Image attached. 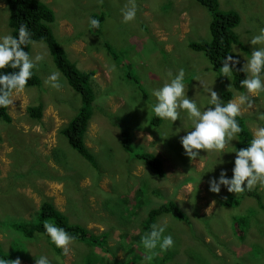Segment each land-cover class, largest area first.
Returning <instances> with one entry per match:
<instances>
[{"label": "rangeland", "instance_id": "obj_1", "mask_svg": "<svg viewBox=\"0 0 264 264\" xmlns=\"http://www.w3.org/2000/svg\"><path fill=\"white\" fill-rule=\"evenodd\" d=\"M41 1L55 12L49 26L68 58L81 71L94 72L96 94L85 141L100 165L91 166L63 135L82 100L57 68L47 43L33 40L30 57H43L33 69L40 84L13 95L8 108L12 122L0 119V245L14 264H35L41 255L50 264H264V186L253 188L259 200L223 186L219 193L209 191V179L219 177L222 169L232 176L240 136L226 143L223 154L200 150L192 159L180 143L184 129L191 128L185 113L172 123L157 120L152 111L153 89L180 69L185 91L198 105L206 106L208 89L229 101L223 93L232 88V74L223 76L203 51L188 46L213 38L212 13L196 0H134L136 19L123 23L121 9L128 0ZM219 2L222 10L241 17L235 28L241 43L235 50L244 64L258 47L250 39L264 28V0ZM90 17L100 20V28L90 29ZM9 21L8 4L0 0V34L12 35ZM52 72L60 73L58 88L48 81ZM257 98L261 101L264 93ZM255 102L251 108L242 106L243 116L253 117L248 123L252 132L264 124ZM38 103L44 105L43 116L33 120L27 109ZM123 132L135 152H153L162 159L164 176L124 149ZM231 198L238 201L225 204ZM45 199L54 201L72 224L88 227L95 239L74 238L65 254L45 232L32 238L19 233L12 223L35 219ZM171 200L188 214L187 222L152 213ZM165 223L164 235H172L174 246L148 252L143 237L153 225Z\"/></svg>", "mask_w": 264, "mask_h": 264}, {"label": "clouds", "instance_id": "obj_2", "mask_svg": "<svg viewBox=\"0 0 264 264\" xmlns=\"http://www.w3.org/2000/svg\"><path fill=\"white\" fill-rule=\"evenodd\" d=\"M136 15L137 8L134 0H128V3L121 9L122 22H131L136 19ZM88 23L90 29H98L101 24L100 20L93 17L89 18ZM30 42L31 33L25 25L20 26L16 36L10 33L0 34V69H15L11 72L0 71V108H8L13 104V95L26 89L33 75V69L36 67L35 61L43 58L36 56L34 61L25 51V47ZM249 42L252 46L258 47L252 48L250 57L246 59L241 68L237 69L245 74L240 85L246 91L245 93L238 91L231 82L232 88L228 90L233 91L234 96L236 91L241 93L233 100L231 98L234 96L225 100H229L228 102H224L216 91L208 89L206 106L198 105L197 101L189 97L185 91L183 69L175 75L169 73V81L153 89L152 95L155 97V103L152 111L156 117L173 123L178 118L180 119V114L183 112L191 121L190 130L184 129L186 134L180 137L182 148L189 158L198 157L200 150L218 151L223 154L226 143L236 140L237 135L242 131L236 119L243 115L242 106L247 105L251 108L252 100L257 101L259 99L257 97L264 93V28L259 29L258 34L253 35ZM238 63L239 59L227 55L222 61L221 74L230 77ZM113 70H115L114 65ZM59 79V72H52L48 77L51 86L56 88L59 87ZM258 120L264 121V112L259 114ZM233 152L235 158L232 176L229 178L227 170L222 169L219 177L209 179L210 192L219 193L222 186L230 193L250 191L258 184L264 186V124L256 126L252 139L246 147L236 148ZM221 163L224 161L222 160ZM166 227V223L161 226L153 225L152 230L143 237V247L148 252L156 249L157 246L161 251L174 246L172 235H164ZM44 229L50 241L67 254L68 245L72 243L74 237L70 236L64 228L51 222H46ZM146 259L150 261L152 256L148 255ZM0 264H7V261L0 259ZM15 264H20V261L16 260ZM35 264H50V261L46 256L41 255L36 258Z\"/></svg>", "mask_w": 264, "mask_h": 264}, {"label": "trees", "instance_id": "obj_3", "mask_svg": "<svg viewBox=\"0 0 264 264\" xmlns=\"http://www.w3.org/2000/svg\"><path fill=\"white\" fill-rule=\"evenodd\" d=\"M199 4L204 5L213 15L211 20L212 27V39L203 41H190L189 47L194 48L197 51H203L206 56L214 64V68L221 69L222 61L227 55H232L239 59V63L232 71V85L238 91L244 92L240 85V81L245 78V74L239 72L237 69L243 66L241 56L236 53V46L241 43L239 36L237 35L235 28L241 22L239 13L230 10H222L220 8L219 0H196ZM10 9V21L9 26L12 28V35H18V29L21 25H25L31 33V42L45 41L49 46L50 52L53 55L57 68L66 77L68 83L77 91L82 100V107L79 109V114L62 130L63 135L67 138L69 144L74 148L81 156L88 159L91 166L98 168L99 163L95 159V154L86 145L85 135L88 130L89 120L93 115V103L95 101V91L92 87V78L94 76L93 71H81L67 56L65 50L62 48L58 40L56 39L49 24L55 20V12L46 3L41 0H6ZM30 42V43H31ZM30 43L25 47V51L28 52ZM241 45L239 46L240 49ZM243 48V47H241ZM218 70V71H219ZM2 72H11L15 69L5 68L0 69ZM40 84V78L33 72L32 77L29 79L26 89L38 86ZM233 91L226 90L223 93L224 100L229 97H233ZM9 108V107H8ZM8 108H0V119L4 122H12ZM44 105L42 103L38 105H30L27 109L28 115L33 120H40L43 116ZM157 120L160 119L156 117ZM242 128V131L238 134L242 140L238 144V149L246 147L252 139V130L248 123L253 121V117L245 118L240 115L236 118ZM251 120V121H250ZM130 136L123 132L122 145L125 150L132 153V155L146 163L150 168L159 176L165 175V167L163 166L162 159L153 152H144L140 154L134 151V145ZM244 194L254 196L258 200L260 194L256 189L245 190ZM231 201H238L237 198L229 199L225 204H231ZM152 213H164L172 214L178 219L187 222L188 214L183 211L177 202L171 200L159 207H155ZM189 217V216H188ZM46 222L54 223L58 227L64 228L68 234L72 230L76 229V232L70 236L74 238H92L94 235H90L91 231L88 227L82 224H72L68 217L58 209L54 201L51 199H45L40 207L37 216L33 220H20V222L12 223V226L21 234L27 237H34L36 233L45 232L44 224ZM147 231V228H144ZM0 259L7 261V264H14L11 254L6 252L0 245Z\"/></svg>", "mask_w": 264, "mask_h": 264}, {"label": "flooded vegetation", "instance_id": "obj_4", "mask_svg": "<svg viewBox=\"0 0 264 264\" xmlns=\"http://www.w3.org/2000/svg\"><path fill=\"white\" fill-rule=\"evenodd\" d=\"M262 102H264V98H263L261 101L257 100V101L255 102V107L257 108L256 115H258V116H259V114H260L261 112L264 111V107H263L262 109H260V106H261V103H262ZM251 115H253V113H252ZM254 115H255V114H254Z\"/></svg>", "mask_w": 264, "mask_h": 264}, {"label": "bare ground", "instance_id": "obj_5", "mask_svg": "<svg viewBox=\"0 0 264 264\" xmlns=\"http://www.w3.org/2000/svg\"><path fill=\"white\" fill-rule=\"evenodd\" d=\"M224 222V221H223Z\"/></svg>", "mask_w": 264, "mask_h": 264}]
</instances>
